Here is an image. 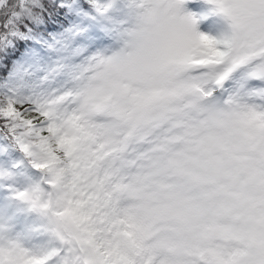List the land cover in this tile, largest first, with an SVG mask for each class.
Masks as SVG:
<instances>
[{
  "label": "snow or ice",
  "instance_id": "obj_1",
  "mask_svg": "<svg viewBox=\"0 0 264 264\" xmlns=\"http://www.w3.org/2000/svg\"><path fill=\"white\" fill-rule=\"evenodd\" d=\"M186 2L0 0V264H264V0Z\"/></svg>",
  "mask_w": 264,
  "mask_h": 264
},
{
  "label": "rangeland",
  "instance_id": "obj_2",
  "mask_svg": "<svg viewBox=\"0 0 264 264\" xmlns=\"http://www.w3.org/2000/svg\"><path fill=\"white\" fill-rule=\"evenodd\" d=\"M212 5L206 0H187L184 5L185 11H191L197 14L198 24L197 30L209 34L211 36H218L219 32L224 28V22L215 14H210ZM203 14V18L200 16Z\"/></svg>",
  "mask_w": 264,
  "mask_h": 264
}]
</instances>
